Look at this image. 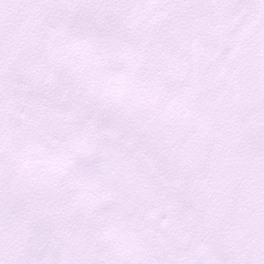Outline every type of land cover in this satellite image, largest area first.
I'll return each mask as SVG.
<instances>
[{"label":"snow or ice","instance_id":"6c2138e0","mask_svg":"<svg viewBox=\"0 0 264 264\" xmlns=\"http://www.w3.org/2000/svg\"><path fill=\"white\" fill-rule=\"evenodd\" d=\"M0 264H264V0H0Z\"/></svg>","mask_w":264,"mask_h":264}]
</instances>
